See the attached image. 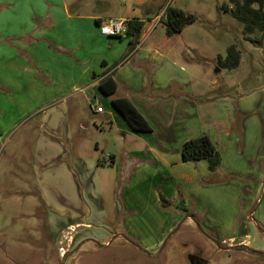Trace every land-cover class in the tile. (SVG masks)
Listing matches in <instances>:
<instances>
[{
	"label": "crops",
	"instance_id": "1",
	"mask_svg": "<svg viewBox=\"0 0 264 264\" xmlns=\"http://www.w3.org/2000/svg\"><path fill=\"white\" fill-rule=\"evenodd\" d=\"M152 1L99 0L96 4H105L109 13L102 17L95 10L75 12L73 3L70 5L68 0H0V85L3 88L0 99L2 96L6 101L11 95L16 98L25 95L30 99L45 97L50 100L51 95L53 107L43 112L40 121L42 126L47 124L50 132H60L64 118L58 125L56 122L70 110L69 107L77 109L82 100L87 102L92 113L107 116L110 128L121 133L119 160L117 162L115 155L110 153L108 161L114 163L123 190L135 191L147 182L156 208L158 192L173 199L180 186L188 205L202 197L199 201L203 208L199 206L198 209L206 208L210 213L208 223L215 225L217 238L222 243L226 241L227 246L264 255V242L260 241H264V191L255 213L251 210L246 215L249 203L264 183L259 156L263 148L261 140H264L260 135L264 129V110L261 105L247 107L255 93L238 94L236 108L216 111L211 120L214 129H204L203 120L205 117L209 120L210 113L205 117L200 115L198 104L211 100L223 102L228 95L215 92L216 96L208 97L205 94L209 84L199 90L192 83L187 65L182 64L179 57H168V52L191 24L171 43L163 33L144 46L158 25L164 28L160 18L166 6L155 7ZM106 18L143 21L139 40L131 50L130 38L126 35L99 33L98 24ZM105 75H110L116 83L115 92L109 96L98 87ZM211 85L217 91L221 88L214 82ZM74 93L81 98H75ZM68 98H74L69 106L63 103ZM112 98L129 100L150 131L132 130L112 106ZM97 105L102 106V113L95 112ZM54 123L56 126L52 127ZM69 130L68 124L65 125L67 137ZM202 134L209 137L220 155L219 166L212 172L205 159L183 162L180 158L183 142ZM93 157L89 165L78 152L68 156L67 151H61L55 158L59 161L60 158L69 159L66 166L70 165L73 171L82 170L81 165L76 166L82 163L84 176L87 165L92 166ZM171 203L168 200L166 205L170 207ZM123 207L127 208L124 204ZM62 210L61 207L56 210L59 222L64 216ZM71 214L75 211L70 212L71 222L60 228L55 240L59 256L64 259L76 240L77 227L88 226L82 220L76 221L78 216ZM194 216V213L186 215L185 221H194ZM126 217L122 215L120 219ZM162 218L166 222L167 218ZM179 218L180 215H176L174 221ZM63 237L68 240L61 245ZM158 244L159 241H145V249H155Z\"/></svg>",
	"mask_w": 264,
	"mask_h": 264
},
{
	"label": "rangeland",
	"instance_id": "2",
	"mask_svg": "<svg viewBox=\"0 0 264 264\" xmlns=\"http://www.w3.org/2000/svg\"><path fill=\"white\" fill-rule=\"evenodd\" d=\"M98 1L68 0V3H73L75 12L95 10L102 17L108 16L105 4L99 6ZM226 2H151L155 7L169 5L197 17L167 55L170 59L179 57L180 62L187 65L196 88L202 90L209 84L205 94L208 97L216 96L215 92L228 95L219 103L200 99V115L205 117L210 113V119L203 120L207 126L203 128L208 131L214 129L211 120L216 111L236 108L238 94L255 93L247 107L261 105L264 110V36L258 42L246 40L242 24L220 8ZM163 33L164 28L158 25L144 46ZM248 35L255 39L258 33ZM229 45H235L240 51L241 62L234 69L218 67L216 56H224ZM213 82L221 86L218 91L211 85ZM0 90H3L1 85ZM74 96L81 98L77 93ZM51 98V95L50 100L11 95L6 101L2 96L0 99V264H191L193 258L205 264H264L263 254L227 246L226 241L222 243L217 238V228L208 223L210 213L206 208L200 210L203 208L199 201L201 196L188 205L183 189L177 186L173 199L158 192L155 208L147 182L135 191L123 190L114 163L108 161L110 153L117 162L119 160L121 133L110 128L107 116L92 113L82 99L77 109L71 106L60 116L56 122L58 125L64 118L60 132H50L47 124L43 127L40 121L43 112L53 107ZM73 99H65L63 103L69 106ZM56 123L51 126L55 127ZM67 124L68 137L64 132ZM260 135L264 137V129ZM261 141L263 148L259 156L264 178V140ZM61 151H67L68 156L78 152L88 165L94 153L96 157L91 167L85 165L87 173L83 176L82 163L76 165L77 168L81 165L82 170L73 171L70 165L66 166L69 159L55 158ZM263 191L264 183L249 203L246 215L251 210L255 213ZM159 195L173 202L171 206L161 204ZM59 207L64 214L61 222L57 220ZM70 210L75 211L71 215L78 216L76 221L82 220L88 226L77 227L76 240L64 259L59 256L55 240L60 228L71 222ZM192 213L194 221H185V216ZM122 215L127 216L126 219L121 220ZM176 215L180 218L174 221ZM162 217L167 218L166 222ZM62 239L61 245L68 240ZM145 241H159V244L155 249H145ZM260 241L263 244L264 241Z\"/></svg>",
	"mask_w": 264,
	"mask_h": 264
},
{
	"label": "trees",
	"instance_id": "3",
	"mask_svg": "<svg viewBox=\"0 0 264 264\" xmlns=\"http://www.w3.org/2000/svg\"><path fill=\"white\" fill-rule=\"evenodd\" d=\"M263 5L264 0H227L220 8L227 11L242 24V32L246 35V40L258 42L264 36ZM196 20V15L192 13L169 5L166 6L160 18V23L163 24L165 30L164 38L171 43L184 27L196 22ZM142 25L143 21L139 19H131L127 22L126 36L130 38L128 42L130 50L139 40ZM253 33H258L255 39L248 35ZM239 63L240 51L235 45H229L226 48L224 56L219 54L216 56V64L221 68L234 69ZM98 87L104 95L109 96L115 92L116 83L110 75H105L99 80ZM110 102L132 130L136 132L150 131L149 125L129 100L125 98H112ZM180 158L183 162L205 159L210 172L214 171L220 163V155L206 134L185 141L180 149ZM159 198L161 204H168V200L163 196L159 195Z\"/></svg>",
	"mask_w": 264,
	"mask_h": 264
},
{
	"label": "built area",
	"instance_id": "4",
	"mask_svg": "<svg viewBox=\"0 0 264 264\" xmlns=\"http://www.w3.org/2000/svg\"><path fill=\"white\" fill-rule=\"evenodd\" d=\"M127 22L123 18H106L98 24L99 33L105 36H125ZM94 110L97 113L103 112L101 105H97Z\"/></svg>",
	"mask_w": 264,
	"mask_h": 264
},
{
	"label": "flooded vegetation",
	"instance_id": "5",
	"mask_svg": "<svg viewBox=\"0 0 264 264\" xmlns=\"http://www.w3.org/2000/svg\"><path fill=\"white\" fill-rule=\"evenodd\" d=\"M191 264H205L204 261L198 259V258H193L191 259Z\"/></svg>",
	"mask_w": 264,
	"mask_h": 264
}]
</instances>
